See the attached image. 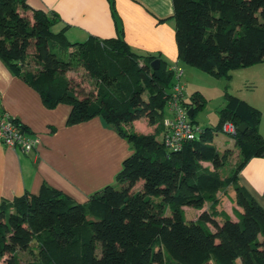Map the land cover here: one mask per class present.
<instances>
[{"label": "trees", "instance_id": "trees-1", "mask_svg": "<svg viewBox=\"0 0 264 264\" xmlns=\"http://www.w3.org/2000/svg\"><path fill=\"white\" fill-rule=\"evenodd\" d=\"M172 2L183 63L230 79L232 69L264 61V0ZM60 20L27 0H0V57L46 106L70 105L67 125L99 116L128 140L133 152L115 183L85 202L45 183L38 193L3 199L0 264H264V209L237 179L250 157L264 155L262 111L226 94L215 130L227 121L246 124V129L235 137L240 162L222 176L232 151L220 152L212 128L205 127L176 151L160 138L176 81L171 65L161 58L154 69L156 57L134 53L121 29L109 39L72 42L66 27L53 30ZM76 67L93 79V92L76 91L67 76ZM183 105L194 108L193 122L204 107L202 95L196 92ZM140 119L154 130L135 131L133 122ZM228 187L242 209L234 210L238 220L219 208L218 193ZM206 204L198 219L185 217V206L201 210ZM33 243L37 257L21 261L18 251L31 250Z\"/></svg>", "mask_w": 264, "mask_h": 264}, {"label": "crops", "instance_id": "crops-1", "mask_svg": "<svg viewBox=\"0 0 264 264\" xmlns=\"http://www.w3.org/2000/svg\"><path fill=\"white\" fill-rule=\"evenodd\" d=\"M27 2L34 9L60 16L61 20L53 30L66 27V36L72 42H84L91 37L109 39L118 36L121 29L134 53L162 58L169 65L179 67L183 72L181 77L185 73L183 62L178 57L172 0ZM255 66L245 68L248 70L243 73L253 78L256 72L250 69ZM187 72L189 75L188 68ZM257 74L256 83L247 85L237 95L262 111L259 131L264 137V73ZM70 109L66 103L52 108L46 106L40 93L16 75L0 57V110L17 119L28 129L30 136L40 139L37 150L30 153L9 147L0 140V202L26 192L38 193L43 183L85 202L92 193L115 183L124 159L133 152L131 144L99 116L80 124L67 125ZM170 115L167 111L166 117ZM139 123H145L142 125L147 126L146 132L154 130L146 119H140L133 122L135 131L144 132L138 130ZM218 148L220 152L226 149L234 151L239 157L237 166L241 154L235 140L225 149ZM203 164L212 167L210 162ZM237 179L264 209V155L250 157ZM229 188L234 192L232 187ZM233 204L235 212H241L242 209ZM224 210L233 220H238L236 213Z\"/></svg>", "mask_w": 264, "mask_h": 264}, {"label": "rangeland", "instance_id": "rangeland-1", "mask_svg": "<svg viewBox=\"0 0 264 264\" xmlns=\"http://www.w3.org/2000/svg\"><path fill=\"white\" fill-rule=\"evenodd\" d=\"M263 64L264 61L255 64L257 67L255 66V68L250 69L256 72L253 78L250 74L243 73L248 70L245 69L247 67H240L232 69L230 71L231 78L227 79L225 76L210 74L190 64L182 63L185 68V73L183 77H181V82L185 85L186 101L190 102L192 96L195 95L196 92H199L202 95V101L204 102V107L198 110L193 117V123L196 126H200L201 128H212L214 130L213 141L218 146H220L221 149H225L226 147H228L229 145H233L234 143L233 137L225 134L222 131L215 130L217 124L219 123L220 111L226 104V94L230 93L238 96L237 93L247 85H254L258 77L257 73H259L260 75L264 73ZM187 68L189 70V75L187 72ZM67 75L70 77L72 85L75 87L77 92L90 93L95 90L94 81L88 75L87 71L84 70V68L76 67L73 70L69 71ZM165 113L167 114L166 110ZM142 124L145 123H139L137 125L138 130L144 131L143 133H149L146 132L148 129L147 126H144ZM238 161L239 157L235 155L234 151H232L228 162L221 169L222 176L231 174ZM140 184L141 183L136 186V189L140 187ZM218 194L220 195L222 200L219 208L222 210L227 209L231 214H234V210H236L233 204L235 192L231 191L228 187L227 189L221 190ZM206 208H208L207 204L201 210L187 206L184 209L185 217L189 220H196L198 219L200 213ZM211 228L214 230L212 226ZM18 254L21 261H29L35 259L37 257L35 243H33L31 250L18 251Z\"/></svg>", "mask_w": 264, "mask_h": 264}, {"label": "built area", "instance_id": "built-area-1", "mask_svg": "<svg viewBox=\"0 0 264 264\" xmlns=\"http://www.w3.org/2000/svg\"><path fill=\"white\" fill-rule=\"evenodd\" d=\"M175 72L176 81L168 101L170 116L164 118L165 132L163 142L168 150H179L188 140H194L204 131V128L196 126L183 102L186 100L185 87L181 82L182 70L172 66ZM222 132L234 138L237 136L238 127L231 121L222 126ZM0 140L7 146L20 149L25 153L34 152L40 144L38 137L30 136L23 132L14 119L7 113H0Z\"/></svg>", "mask_w": 264, "mask_h": 264}, {"label": "water", "instance_id": "water-1", "mask_svg": "<svg viewBox=\"0 0 264 264\" xmlns=\"http://www.w3.org/2000/svg\"><path fill=\"white\" fill-rule=\"evenodd\" d=\"M151 65H152V67L154 69H158L159 66H160V59L157 58V59L153 60ZM193 114H194V108L193 107H190L189 110H188V115L190 117H192ZM245 129H246V124H241L240 126H238L239 132H244Z\"/></svg>", "mask_w": 264, "mask_h": 264}]
</instances>
